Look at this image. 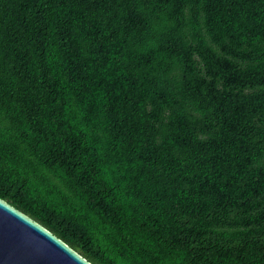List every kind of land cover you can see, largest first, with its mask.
Here are the masks:
<instances>
[{
    "label": "trees",
    "instance_id": "trees-1",
    "mask_svg": "<svg viewBox=\"0 0 264 264\" xmlns=\"http://www.w3.org/2000/svg\"><path fill=\"white\" fill-rule=\"evenodd\" d=\"M0 199L91 264H264V0H0Z\"/></svg>",
    "mask_w": 264,
    "mask_h": 264
},
{
    "label": "water",
    "instance_id": "water-1",
    "mask_svg": "<svg viewBox=\"0 0 264 264\" xmlns=\"http://www.w3.org/2000/svg\"><path fill=\"white\" fill-rule=\"evenodd\" d=\"M0 264H91L44 227L0 199Z\"/></svg>",
    "mask_w": 264,
    "mask_h": 264
}]
</instances>
